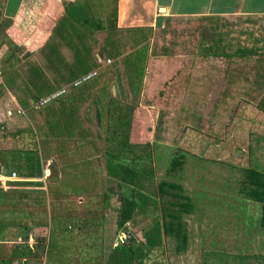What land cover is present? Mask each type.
Instances as JSON below:
<instances>
[{"label":"rangeland","instance_id":"rangeland-1","mask_svg":"<svg viewBox=\"0 0 264 264\" xmlns=\"http://www.w3.org/2000/svg\"><path fill=\"white\" fill-rule=\"evenodd\" d=\"M62 34L65 40L74 35ZM165 34L149 51L154 61L145 58L143 74L145 68L148 74L131 110L135 141H148L144 164L152 176L143 180V197L119 230L118 197L125 189L107 173L103 153L112 143L103 131L107 119L117 115L115 108L132 99L124 86V103L115 85L113 70L124 74L120 59L106 63L103 54L98 76L73 88L49 67L58 59L59 71L68 64L70 73L71 61L49 51L57 45H43L39 54H24L21 61L0 32V173L6 166L0 177V225L8 223L0 230V264L104 261L119 238L126 242L132 236V247L151 244L150 258L162 259L146 264H264L260 204L243 187L247 168L264 173V112L257 106L264 79L260 85L254 81L264 74V16L172 26ZM236 48L254 51L247 57L236 55ZM124 50L133 54L128 46ZM229 72L235 74L228 86ZM60 90L65 92L58 99L40 104ZM103 90L112 96L106 117ZM70 118L81 119L87 138L78 137ZM174 154H182V164L168 175ZM11 171L15 177L7 179ZM161 180L177 184L192 204L179 214L187 238L182 252L160 232L162 200L168 199L157 193Z\"/></svg>","mask_w":264,"mask_h":264},{"label":"trees","instance_id":"trees-1","mask_svg":"<svg viewBox=\"0 0 264 264\" xmlns=\"http://www.w3.org/2000/svg\"><path fill=\"white\" fill-rule=\"evenodd\" d=\"M111 27L112 26L106 29L102 44L97 49V56L101 58L102 55L105 54V59H108L109 61L111 60L110 63L113 62L111 57H113L114 59H120L124 74H122V76H117V72H119L118 67L115 68L116 70H113L112 73L116 74L115 85L118 86V89L120 90V99H122L124 103L126 101V91L123 88L124 86L128 88L130 94L132 95L131 101L127 102L124 108H115L117 109V115H114L113 118L107 119V122H105L106 120L104 118V122L106 123L105 126L106 128L108 127V129L103 131L104 135L102 134L107 143H112L109 145V148L104 149L103 153L107 173L112 180L123 186L125 189L124 192L122 194L120 193L118 197L119 207L115 220V225L120 230L126 225V223L131 220L134 210L137 206V201H140V199L143 197L141 193V190L143 188V180L152 176L150 166L147 167V165L144 164V161L150 157L148 141L145 140L142 142H136L134 135L131 132V110L132 107H134L133 101L135 102L136 96L140 89L147 46L145 44H139L141 43V41H144L146 39L145 37L139 40L137 39L133 45L128 46L131 50H133V54L128 57V54L125 52L126 49L124 50L126 46L122 45V49L118 48V45H116L115 41L112 39L111 30L113 28ZM66 31H71L74 33V35H72L73 38L69 37V40L66 44L67 47H69V49L72 51V59L70 64L71 69L69 71L70 73L65 71V66L68 64L62 67L65 72L59 71L61 70V66H58L59 64L56 63L58 59L55 61V64L51 63L49 67L54 71H57V73L59 74L58 77L60 78V82L70 84L73 88H79L84 82L73 86L72 84L75 80L81 78L83 75L91 71L96 72L98 61L96 60V57L94 55L95 52L93 50L95 45L91 43L88 31L83 28H78L74 24L69 23V28ZM45 45H47V43ZM49 51L53 53L54 51L57 52V49H55L54 47ZM252 51H254V49L252 48H236L234 53H236V55L245 54L248 57V55L251 54ZM47 59L50 60V62H54L52 58L50 59V55ZM262 69H264V67ZM62 72H64L63 75L61 74ZM233 73L235 74V72L228 73V86L231 85V82L233 81ZM66 75L68 77H66ZM97 76L98 74L96 72L94 78ZM263 76L264 74L256 75L254 81L257 85L261 84L260 81L264 79ZM57 88L54 87V89H52L51 91ZM261 88L262 94L259 97L257 106L261 111L264 112V83ZM106 93L107 91H104L106 101L101 107V109H103V115L101 114L102 117H106V109L109 103L112 101V96L110 94L108 95V93L106 95ZM62 95L63 93L54 97L53 99H58ZM80 122V118L76 120L70 118V125L73 128L79 127L76 132V134L78 133L77 135H79L78 137L87 138L88 132H86L82 128ZM17 132H20V130H17ZM29 160L31 161L32 158L30 157ZM181 164L182 154L172 155L168 163L166 174H173L175 170L181 166ZM4 168L6 169L5 165ZM27 175L32 176V172H29V174ZM244 177L246 180L243 185V187H245L244 193L248 198L260 204V224L264 228V173L259 172L253 168H247L245 170ZM156 188L157 193L161 198L163 195H167L168 197V199L162 200L164 202V204H162V209L164 210V212L160 232L162 235L169 236L174 239V251L176 253L182 252L185 248L187 238L183 228V224L180 221L179 214L188 213L190 211L192 207L190 198L185 195H181L179 193L180 187L174 182L161 180L158 182ZM105 199L106 194H102L101 202H103ZM106 206H104L103 212L107 209ZM56 221L57 220L53 218L54 224L56 223ZM7 225L8 223H2L0 225V230L7 227ZM26 229L27 227H25V230ZM133 238L134 237L132 236L131 238L126 240V242L119 238V242L110 249L104 261H102L101 257L86 258L84 264H146L147 262H149V260L155 261V263L162 262V259L156 260L155 258H150L154 249L153 245H148V248L146 249H143L140 246L132 247ZM49 240L53 241L52 239ZM62 261L64 260H60V262L57 264H67L66 262Z\"/></svg>","mask_w":264,"mask_h":264},{"label":"crops","instance_id":"crops-1","mask_svg":"<svg viewBox=\"0 0 264 264\" xmlns=\"http://www.w3.org/2000/svg\"><path fill=\"white\" fill-rule=\"evenodd\" d=\"M239 15L264 16V0H0V32L15 59L39 54L47 43L57 45L60 58L71 61L72 51L62 32L66 34L72 23L88 31L100 61L97 49L112 26L111 37L118 46L133 45L145 37L139 44L147 46L148 62L154 61L149 51L169 27ZM147 74L145 68L144 79Z\"/></svg>","mask_w":264,"mask_h":264},{"label":"built area","instance_id":"built-area-1","mask_svg":"<svg viewBox=\"0 0 264 264\" xmlns=\"http://www.w3.org/2000/svg\"><path fill=\"white\" fill-rule=\"evenodd\" d=\"M105 62L108 63L109 60L106 59ZM95 74H96L95 71H91V72H89V73L83 75L81 78L75 80V81L73 82L72 85H73V86H76V85L80 84L81 82H85V81L91 79L92 77H94ZM63 92H64L63 90H60V91H57V92L54 93V94H51V95H50L49 97H47L46 99L42 100V101L40 102V104H44V103H46L47 101H49V100L53 99L54 97H56V96L62 94ZM5 175H6V174H5ZM0 177L2 178V177H4V176L0 173ZM14 177H15V173H14L13 171H11V172H10L9 174H7V176H6L7 179H13ZM122 237H124V239H125L126 237L129 238L128 234H124V235H122Z\"/></svg>","mask_w":264,"mask_h":264},{"label":"water","instance_id":"water-1","mask_svg":"<svg viewBox=\"0 0 264 264\" xmlns=\"http://www.w3.org/2000/svg\"><path fill=\"white\" fill-rule=\"evenodd\" d=\"M96 162H97V168H98V171H100V166H99V163H98V159H96ZM5 172V168L2 167L1 169V173H4Z\"/></svg>","mask_w":264,"mask_h":264}]
</instances>
